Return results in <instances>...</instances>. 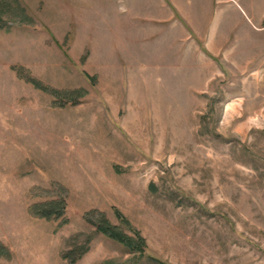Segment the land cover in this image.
<instances>
[{
	"label": "rangeland",
	"instance_id": "1",
	"mask_svg": "<svg viewBox=\"0 0 264 264\" xmlns=\"http://www.w3.org/2000/svg\"><path fill=\"white\" fill-rule=\"evenodd\" d=\"M76 5L0 0V264H264V0H162L172 64L144 74Z\"/></svg>",
	"mask_w": 264,
	"mask_h": 264
},
{
	"label": "crops",
	"instance_id": "2",
	"mask_svg": "<svg viewBox=\"0 0 264 264\" xmlns=\"http://www.w3.org/2000/svg\"><path fill=\"white\" fill-rule=\"evenodd\" d=\"M76 7L84 13H104L105 54L103 60L113 66L139 67L137 72L144 74V67L171 65L167 50L171 40L175 41L177 13L162 6V0H76ZM183 3L184 13L190 23L197 18H207L214 0H169ZM93 2H97L94 4ZM100 3V4H98ZM226 5L230 11L224 10ZM230 4H223L216 13H241ZM200 6V8H199ZM87 8V10H85ZM82 10L78 13H82ZM219 15V14H218ZM217 15V16H218ZM191 18V19H190ZM162 23L166 30L162 29ZM102 28V27H100ZM172 28V29H173ZM165 33V36L162 34ZM173 34V39L171 36ZM154 81H160L159 69H152Z\"/></svg>",
	"mask_w": 264,
	"mask_h": 264
},
{
	"label": "trees",
	"instance_id": "3",
	"mask_svg": "<svg viewBox=\"0 0 264 264\" xmlns=\"http://www.w3.org/2000/svg\"><path fill=\"white\" fill-rule=\"evenodd\" d=\"M60 203H52V202H47L46 205L47 207H44L41 211V216L44 217H50L52 214L55 216H59L62 213V207L59 206ZM114 213L122 219L120 212L118 209L113 207ZM96 229L98 232L102 233L103 235L107 236L108 238L117 241L121 243L123 246H126L128 249H132L134 251H138L137 258L139 257H146L150 255H146L145 253V241L142 237L139 236L138 232L135 233V238L129 237L126 234H124L122 231L118 230L117 227L112 226L109 224V222L105 219H100L99 222L96 223ZM154 259V258H153ZM157 262H160L157 259H154Z\"/></svg>",
	"mask_w": 264,
	"mask_h": 264
}]
</instances>
